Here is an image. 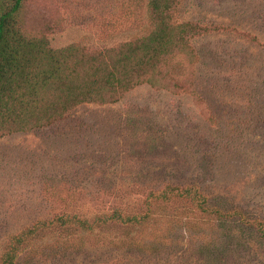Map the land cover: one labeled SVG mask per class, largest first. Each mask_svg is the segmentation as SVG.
Instances as JSON below:
<instances>
[{"label":"rangeland","instance_id":"1","mask_svg":"<svg viewBox=\"0 0 264 264\" xmlns=\"http://www.w3.org/2000/svg\"><path fill=\"white\" fill-rule=\"evenodd\" d=\"M159 1H22L94 98L0 137V264H264V0Z\"/></svg>","mask_w":264,"mask_h":264},{"label":"trees","instance_id":"2","mask_svg":"<svg viewBox=\"0 0 264 264\" xmlns=\"http://www.w3.org/2000/svg\"><path fill=\"white\" fill-rule=\"evenodd\" d=\"M22 1L0 0V137L15 131L30 130L57 118L61 114L56 102L58 97L66 99V109L75 103L94 98L93 93L84 90L87 83L82 81V85L77 86V82L70 81L65 74L69 58L67 49L55 50L44 39L18 35L15 18ZM159 3V0H149L152 12L160 11ZM151 52L149 54L152 57ZM130 55V52L124 55L114 65L115 69L106 73L107 80L121 83L117 75ZM150 56L148 57L151 58ZM141 81L139 78L133 83H129L131 80L127 81L120 86V90L127 91ZM45 97L47 101L44 100ZM172 190L177 189L174 187ZM181 195L206 208L207 199L195 187H184ZM120 214L114 212L111 217L120 219ZM66 219H59L63 226L70 223V219ZM75 220L80 225L86 223L85 220ZM257 227L264 238V225L258 223ZM33 232L34 229H30L28 235ZM23 236L22 233L15 236L14 241L19 243ZM15 251L16 247L13 246L3 256L5 264H12Z\"/></svg>","mask_w":264,"mask_h":264}]
</instances>
